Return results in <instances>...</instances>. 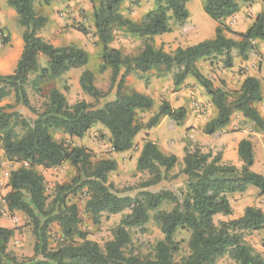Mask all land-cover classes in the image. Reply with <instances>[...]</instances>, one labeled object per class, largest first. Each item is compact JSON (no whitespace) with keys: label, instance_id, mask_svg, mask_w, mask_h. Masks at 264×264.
Returning a JSON list of instances; mask_svg holds the SVG:
<instances>
[{"label":"trees","instance_id":"16d2710c","mask_svg":"<svg viewBox=\"0 0 264 264\" xmlns=\"http://www.w3.org/2000/svg\"><path fill=\"white\" fill-rule=\"evenodd\" d=\"M122 1L89 0L94 32L101 45L100 69L111 71L110 89L107 92L99 90L93 73L84 70L79 86L96 104L80 101L69 105L62 93L49 88L43 97L42 109L38 111L31 105L25 89L29 76L36 74L33 88L41 96L42 85L86 66L89 56L75 45L55 47L38 35L47 18L36 13L34 0H6L23 29V48L16 68L11 74L0 75V101L11 93L14 95L13 104L0 107V146L5 157L18 165L9 175L6 203L11 212L22 213L29 220L35 244L32 257L17 260L7 251L14 229L0 227V264H214L226 254L236 264H264V256L245 239L248 233L264 228L262 209L248 206L237 219L218 224L213 220L217 215L232 214L228 194L243 193L252 186L264 197V175L250 169L254 164V149L249 140H241L237 146L242 162L240 168L223 163L221 155L204 153L199 146L192 150L186 146L179 172L186 177L184 189L142 191L135 197H128L117 195L108 184V174L117 168L115 160L92 161L86 148L70 146L53 138L52 132L60 131L70 138L81 139L100 124L108 131L112 153L122 154L132 150L141 131L152 130L164 117L180 126L186 119V110L172 108L165 100L147 122H139V113L154 109L153 99L136 91H123L126 77L133 72L148 74L155 70L163 75L173 69L176 70L172 76L174 87L187 78L194 79L216 110V115L203 126V135L213 136L222 131L235 113L251 123L256 131L264 132V119L255 107L263 100L264 86L258 78L246 76L238 90L227 92L215 87L197 67L199 61L218 56L223 57L224 68H232L233 51L245 61L249 51L257 50L256 42L264 43V12L257 15L245 33L237 34L239 40L224 35L228 31L224 25L226 19L238 13L241 6L253 4L254 0H204V13L217 24L213 38L177 48L173 54L156 49L153 41L169 33L172 23L182 24L188 20L187 4L191 0H152L154 8L138 22L120 13ZM115 30L142 38V51L137 56L127 57L111 48ZM40 55L47 59L46 67L41 69L38 66ZM114 88V98L105 102ZM147 137L141 142L135 164L137 172L149 176L141 184L143 189L178 177L170 176L178 158L163 153ZM66 163L74 169L75 176L70 183L56 185L50 199L37 169L58 168ZM83 189L88 195L85 212L94 224H98L104 214L129 211L116 227L112 240L103 247L88 240L86 233L77 228V206L69 198ZM164 204L171 208L160 210ZM150 212H156L154 220L163 239L155 245L152 258L127 256L129 229L144 226L150 220ZM53 224L59 226L65 240L56 250L49 247L48 241ZM179 231L190 234L189 254L176 262L174 256L180 244L175 236Z\"/></svg>","mask_w":264,"mask_h":264},{"label":"rangeland","instance_id":"374dc122","mask_svg":"<svg viewBox=\"0 0 264 264\" xmlns=\"http://www.w3.org/2000/svg\"><path fill=\"white\" fill-rule=\"evenodd\" d=\"M204 0H191L187 4V8L191 15V19L182 24L172 23L171 31L169 33L157 36L154 38L153 44L156 49H162L165 53L173 54L177 48H185L197 44L203 40L213 38L216 25L207 17L203 11ZM254 6L260 5L262 12H264V0L254 2ZM249 5V4H246ZM33 6L37 11L45 12L51 16V26L46 32V36L52 41L55 47L75 45L87 52L89 61L86 66L79 69L70 70L54 81L44 84L41 87V96L36 93L33 88V81L36 74L29 76V81L25 86L28 98L31 105L41 111L44 102V96L49 88H56L62 93L69 105H73L80 101L96 104V102L88 95L82 92L79 86V77L84 70L91 71L94 75V83L96 87L107 92L110 89L109 69L101 70V45L94 32L92 19V5L89 0H34ZM242 21L237 25L225 22V28L228 30L224 32L227 38L239 40L237 34H243L250 26V21L254 18L253 11L250 7L244 8ZM37 7V8H36ZM154 8L152 0H123L120 7V13L125 17L135 22H138L141 17L148 11ZM253 8V7H251ZM237 23V22H236ZM3 41V34L0 36ZM144 40L142 38L132 36L130 34L114 31L113 40L110 44L111 48L118 49L123 56L134 57L137 56L143 49ZM256 51H249L248 58L242 61L237 51H233L234 64L232 68H224L223 57H209L198 62L197 67L200 72L213 82V85L218 88H223L227 92L238 90L242 82V78L246 76H254L258 78L264 86V78L262 77V69L264 62V43L256 42ZM47 59L40 55L38 58L39 69L46 67ZM123 71V69H122ZM176 70L160 75L155 70L148 74H140L133 72L125 79L123 87L124 92L136 91L146 94L152 90L154 80L160 81L162 88L166 91L173 89L172 76ZM184 84V83H183ZM195 81L189 78L185 85L191 89L192 95L186 97V104H189L190 115L187 120L177 126L174 121L169 118H162L159 124L150 131H141L135 138V145L129 153L120 156H114L109 144V134L100 124H96L85 136L81 139L70 138L60 131H53L52 136L56 141L64 142L70 146H81L87 149L92 161L101 159H112L117 162V168L108 174V184L111 185L113 191L119 196L135 197L142 191L156 192L159 190H170L173 192L180 191L185 188L186 177L180 174L181 161L171 172L170 176L177 175L175 180L161 181L158 185L150 188H142L141 184L149 179L147 173L137 172L135 169L137 153L141 146V142L149 134H153L154 139L164 146H175L182 142L184 147L193 149L199 146L204 153H210L212 156L221 155L219 148L215 143L216 134L213 136H205L202 129L207 120L212 117L210 102L207 99L203 89L195 90ZM263 100L255 105L256 109L264 119V87L262 90ZM115 88L112 89L106 99L110 101L114 98ZM162 99V94L157 93ZM103 101V102H104ZM194 101V102H193ZM102 102V103H103ZM192 102H198L200 109L194 111L196 108L192 106ZM14 103V95L11 93L7 98L0 101V107L6 104ZM157 107L150 112L139 113L137 120L139 122H147L150 116L156 111ZM249 129L252 135L256 138L254 142L255 153L258 157V164L254 168V172L264 175V132L256 131L255 127L250 123ZM220 137V136H219ZM208 140L205 145H199V142ZM169 140L172 143H169ZM154 142V140H152ZM229 143V142H228ZM175 144V145H174ZM177 153L179 151L177 150ZM222 158V155H221ZM18 167L17 164L9 161L0 146V226L5 225L4 220H13L14 236L7 246V251L16 257L17 260L27 259L33 256V247L35 238L31 231L29 220L22 214L11 212L6 203V196L9 192L8 180L10 172ZM43 177V185L46 195L52 199L56 185L67 184L72 181L75 176L74 169L69 164H63L58 168L53 169H37ZM251 189H256L250 187ZM88 195L85 189L78 191L76 194L70 196L71 203L77 206L79 222L77 228L86 233L87 239L96 242L100 247L112 240L116 227L119 225L121 219L129 213L125 210L115 215H102L98 224H94L90 215L85 212V204ZM232 207V214L230 216L217 215L214 217V223L218 224L220 221L233 220L239 218L244 209L248 206H255L264 209V199L259 198L254 194H249L247 198H242V195H235L230 199ZM171 205L164 204L160 210L168 211ZM156 212H150V220L142 227H133L129 229L130 244L125 250L127 256H136L141 259L152 258L154 248L157 242L163 239L158 225L154 220ZM190 234L186 231H179L175 240L179 242L180 249L175 254L174 260L180 261L182 258L188 256ZM247 244H249L256 252L264 256V228L260 231L248 233L245 237ZM76 240V239H75ZM49 247L56 250L61 246L65 240L62 236L60 228L57 224H53L49 230ZM214 264H236L226 254L217 259Z\"/></svg>","mask_w":264,"mask_h":264},{"label":"crops","instance_id":"0c3cea01","mask_svg":"<svg viewBox=\"0 0 264 264\" xmlns=\"http://www.w3.org/2000/svg\"><path fill=\"white\" fill-rule=\"evenodd\" d=\"M255 1L258 2L261 0H254V2ZM246 7H250L249 10L253 11L255 15L252 21H250V25H251L253 21L255 20V18L257 17V15L259 13H262V7L260 5H257L256 7L254 6V4L245 5L244 8ZM35 11L38 15H42L47 18V23L45 27L38 33V35L41 38H43L46 42L53 45L52 41H50V39L46 36V32L48 31V28L51 26V24L49 23L52 22L50 18L51 16H49L50 14L47 13L48 9L45 12L41 11V13L40 11H37L36 9ZM243 15H244V10H243V7H241L238 13L226 19V23L237 25L238 23L242 21ZM190 19H191V15L189 13L188 21ZM214 25H216L215 22H214ZM22 31L23 29L17 23V17H16V13L14 12V10L8 6V4L6 3V0H0V36L1 34H3V36L5 37L3 41L0 40V75H8V74L13 73V71L15 70L17 62L22 53V48H23V42L21 39ZM262 77L264 78L263 69H262ZM244 78H242V81ZM188 79L189 78L185 80L184 84H181L178 87H173L171 91H166L165 89L162 88V84L159 80L158 81L154 80L152 84V90H149L145 95H148L149 97L153 99L154 107H157L161 103L162 100H165L171 105L172 108H175V109L184 108L187 112V116H186V120H187V118H189V115H190V108L188 106L189 104H186V97L189 95H192V92H191L192 90L188 89V87L185 85ZM241 84L238 87V89L241 87ZM194 85H195L194 86L195 90L202 89L197 83ZM157 93L162 94V99H160V101L157 100V98H159ZM193 102H192V106L196 108V110L194 111H199L197 110V108L200 109L201 106H199L198 102H195V103ZM210 108L212 112V117H214L216 115V110L214 109L211 103H210ZM249 126H250V123L246 119H244L239 113H235L233 117L231 118L229 125L226 128H224L222 131L216 133L215 143L217 147L219 148V151L221 152L223 163L232 164L238 168L242 166V162L240 161L237 155V146L241 140H244V139L249 140L253 144V149H254V142L256 141V138H253L252 135H257V133L256 134L252 133L251 130L249 129ZM149 135L150 136H148L147 138L150 139L151 141L154 140L155 144L159 147V149L163 153L173 154L178 158V161H181L183 157V148H184V145H182V142L178 145L174 144L175 146H171V147L168 145L165 146V144L164 146L163 145L161 146L160 143L157 141V139H154L153 134H149ZM204 138H206V136ZM207 141L208 140L204 139L203 142H199V145L204 146L205 142ZM169 143H172V141L169 140ZM263 147H264V142H263ZM177 150L179 151V153H177ZM127 153H129V151L126 153H122V154H114V156L125 155ZM136 154L138 155L137 152ZM258 160L259 159L254 149V164L250 168L252 171H254L255 166L258 164ZM250 187L252 186H248L246 191L243 193L228 194L227 197H228L229 202L232 197L238 194L242 195V198H247L249 194H254L262 199L263 196H259L258 190L251 189ZM4 223L5 225H1L0 227L7 228V229H13V227L10 225H12V223H15V222L12 220H4Z\"/></svg>","mask_w":264,"mask_h":264},{"label":"built area","instance_id":"2783aa9c","mask_svg":"<svg viewBox=\"0 0 264 264\" xmlns=\"http://www.w3.org/2000/svg\"><path fill=\"white\" fill-rule=\"evenodd\" d=\"M262 211H263V213H264V209H263ZM12 221H14V222H15V221H16V218H13V220H12Z\"/></svg>","mask_w":264,"mask_h":264}]
</instances>
